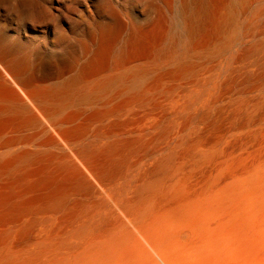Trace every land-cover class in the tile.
<instances>
[{
	"label": "bare ground",
	"instance_id": "1",
	"mask_svg": "<svg viewBox=\"0 0 264 264\" xmlns=\"http://www.w3.org/2000/svg\"><path fill=\"white\" fill-rule=\"evenodd\" d=\"M263 240L264 0H0V264Z\"/></svg>",
	"mask_w": 264,
	"mask_h": 264
},
{
	"label": "rangeland",
	"instance_id": "2",
	"mask_svg": "<svg viewBox=\"0 0 264 264\" xmlns=\"http://www.w3.org/2000/svg\"><path fill=\"white\" fill-rule=\"evenodd\" d=\"M160 264H164L158 257ZM215 264H264V240L251 253H234L226 256Z\"/></svg>",
	"mask_w": 264,
	"mask_h": 264
}]
</instances>
